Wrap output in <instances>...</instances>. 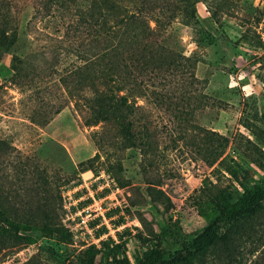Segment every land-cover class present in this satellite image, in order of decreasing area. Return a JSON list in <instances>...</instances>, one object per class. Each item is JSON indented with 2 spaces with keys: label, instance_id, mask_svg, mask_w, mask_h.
I'll return each mask as SVG.
<instances>
[{
  "label": "rangeland",
  "instance_id": "rangeland-1",
  "mask_svg": "<svg viewBox=\"0 0 264 264\" xmlns=\"http://www.w3.org/2000/svg\"><path fill=\"white\" fill-rule=\"evenodd\" d=\"M91 1L0 0V39L8 16V33L17 30L21 41L17 50L0 46V140L8 143L0 151L1 210L14 213L5 197L20 213L43 205L72 235L65 243L21 229L26 242L0 232V264H75L103 241L121 245L123 264H139L155 244L189 242L221 197L234 200L264 177V0L198 1L211 43L198 45L180 20L167 27V44L187 59L174 71L146 72L131 88L140 106L136 147L116 123L86 125L82 92L70 95L61 81L81 51L94 58L88 23L66 35L74 10ZM211 139L224 143L213 164ZM252 221L264 236V210ZM249 231L234 232L232 254L217 241L195 264H264V239L253 244L258 235Z\"/></svg>",
  "mask_w": 264,
  "mask_h": 264
},
{
  "label": "trees",
  "instance_id": "trees-1",
  "mask_svg": "<svg viewBox=\"0 0 264 264\" xmlns=\"http://www.w3.org/2000/svg\"><path fill=\"white\" fill-rule=\"evenodd\" d=\"M198 1L200 0H92L84 6L78 5L74 10L75 20L69 24L71 31L66 35L70 36L81 25L88 23L90 36H93L96 43L94 58L87 56L86 51H81L80 63L67 71L61 81L70 95H75V91L82 92L83 107L87 112L84 116L86 125L116 123L119 132L128 142L127 147L138 145L141 138L136 130L139 125L134 108L140 106L131 101V88L142 83L146 72L174 71L187 59L167 44L165 30L175 20L194 28L200 37L198 45L203 42L211 43L212 40L197 14ZM212 15L217 19L216 11ZM3 17L8 22L2 31L0 46L14 47L17 50L21 44L20 34L17 30L12 34L8 33L11 23L8 16ZM59 41L64 39L59 38ZM13 61L15 74L21 76V58L14 55ZM210 142L213 158L207 162L213 164L223 153L217 147L220 144L224 146V143L215 145V139ZM7 147V141L0 140V151ZM119 168H122L121 164ZM1 188L0 184V190ZM221 198V202L215 204L216 212L213 217L189 242L181 243L176 249L155 244L144 253L139 264H195L205 259L207 248L217 241L224 244L228 255L232 254L234 232L240 229L250 228L249 235H258L252 243L259 244L264 236L260 235L252 216L264 210V177L261 182L246 187L234 200ZM2 202L0 192V232L7 238L29 242L32 238L21 236L19 232L21 229H34L65 243L71 241V233L65 231L62 223L56 222L45 206H36L39 213L33 212V205L20 213L10 206L9 197H5L9 206L7 208L14 210L10 216L1 210ZM263 225L259 227L261 231H264ZM224 228L226 230L223 233ZM249 235L247 241H252ZM111 245L109 241H103L100 249L90 247L81 250L75 264H123L116 254L121 245Z\"/></svg>",
  "mask_w": 264,
  "mask_h": 264
}]
</instances>
